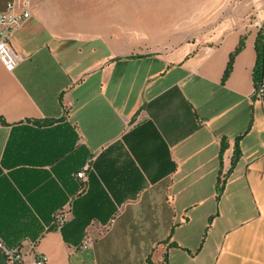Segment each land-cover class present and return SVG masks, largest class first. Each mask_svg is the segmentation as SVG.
I'll list each match as a JSON object with an SVG mask.
<instances>
[{
  "label": "crops",
  "instance_id": "obj_1",
  "mask_svg": "<svg viewBox=\"0 0 264 264\" xmlns=\"http://www.w3.org/2000/svg\"><path fill=\"white\" fill-rule=\"evenodd\" d=\"M10 5L20 13L24 0H0V13ZM29 11L9 41L17 67L0 63L4 245L24 264H264L261 27L230 20L206 45L168 52L126 35L110 0H30ZM242 164L247 184L231 199Z\"/></svg>",
  "mask_w": 264,
  "mask_h": 264
},
{
  "label": "rangeland",
  "instance_id": "obj_2",
  "mask_svg": "<svg viewBox=\"0 0 264 264\" xmlns=\"http://www.w3.org/2000/svg\"><path fill=\"white\" fill-rule=\"evenodd\" d=\"M109 15L124 20L126 35L140 37L157 51L204 46L230 20L241 22L235 25L258 24L264 30V0H110ZM245 170L244 164L235 170L231 199L247 184L240 178ZM254 203L252 198L250 216L257 214ZM263 223L255 220L250 227Z\"/></svg>",
  "mask_w": 264,
  "mask_h": 264
},
{
  "label": "built area",
  "instance_id": "obj_3",
  "mask_svg": "<svg viewBox=\"0 0 264 264\" xmlns=\"http://www.w3.org/2000/svg\"><path fill=\"white\" fill-rule=\"evenodd\" d=\"M30 0H24V9L20 13H16L12 5L4 13H0V63L7 72H13L18 65L19 58L9 45V41L16 30H18L26 21L30 19L32 13L29 11ZM254 97L264 102L263 93L254 90ZM77 178L86 181V173L82 171L77 174ZM69 208L66 207L56 215L55 225L61 229L68 220ZM89 241H85L82 245L86 249ZM0 250L6 256L10 264H24L22 255L17 250L8 249L0 239ZM45 256H38L32 264H46Z\"/></svg>",
  "mask_w": 264,
  "mask_h": 264
},
{
  "label": "trees",
  "instance_id": "obj_4",
  "mask_svg": "<svg viewBox=\"0 0 264 264\" xmlns=\"http://www.w3.org/2000/svg\"><path fill=\"white\" fill-rule=\"evenodd\" d=\"M244 45H245V38H242L240 40V43H239L238 47L236 48L235 52L232 53L230 56V61L228 63L227 69L225 71V74L223 77V82H225L229 78V76L232 72L234 59L243 50ZM255 48H256V63H255L254 70H253L254 87H255V91H259V92L263 93V99H264V30H263V28H261V30L257 34L256 41H255ZM241 138H242V136L238 137L236 140L234 156H233L232 163H231V169L227 173V177L229 174L232 173L233 169L235 168L238 161L240 160L241 151L239 148V142H240ZM226 147H227V145L225 143H222V148H221L222 152L225 151ZM82 171H84V170H82ZM82 171H80V172H82ZM80 172H78V173H80ZM225 184H226V176H225L224 180H222V179L219 180L218 190L220 193H222L224 191ZM55 217L52 221V225L56 227V225H55L56 218ZM10 250H12V249H10ZM164 264H167V262L165 261Z\"/></svg>",
  "mask_w": 264,
  "mask_h": 264
}]
</instances>
